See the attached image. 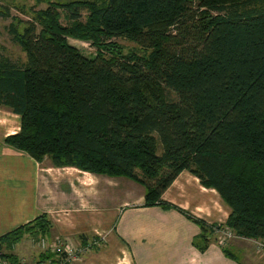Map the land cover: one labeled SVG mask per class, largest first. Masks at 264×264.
I'll list each match as a JSON object with an SVG mask.
<instances>
[{
	"label": "trees",
	"instance_id": "16d2710c",
	"mask_svg": "<svg viewBox=\"0 0 264 264\" xmlns=\"http://www.w3.org/2000/svg\"><path fill=\"white\" fill-rule=\"evenodd\" d=\"M48 3L7 28L25 61L0 56V106L20 123L5 143L55 166L143 182L145 206L176 209L199 227L201 252L214 228L264 243V0ZM68 36L96 53L82 55ZM115 37L137 48L125 52ZM183 170L218 192L225 223L161 199ZM50 226L42 213L0 236V251Z\"/></svg>",
	"mask_w": 264,
	"mask_h": 264
},
{
	"label": "crops",
	"instance_id": "0c3cea01",
	"mask_svg": "<svg viewBox=\"0 0 264 264\" xmlns=\"http://www.w3.org/2000/svg\"><path fill=\"white\" fill-rule=\"evenodd\" d=\"M18 129L19 116L0 106V236L42 213L51 222L44 236L24 234L0 251L18 264H37L42 254L51 255L32 243L40 238L49 246L59 239L77 248L79 256L70 264H264L260 240L233 233L223 239L226 228L211 234L207 249L199 251L192 244L199 227L176 209L145 206L139 183L55 166L48 156L36 160L5 143ZM161 199L209 224L225 223L230 213L218 192L187 170L177 174Z\"/></svg>",
	"mask_w": 264,
	"mask_h": 264
},
{
	"label": "rangeland",
	"instance_id": "374dc122",
	"mask_svg": "<svg viewBox=\"0 0 264 264\" xmlns=\"http://www.w3.org/2000/svg\"><path fill=\"white\" fill-rule=\"evenodd\" d=\"M50 1L59 2L63 0H0V10H8L9 12V17L7 18L0 16V56L1 55L7 56L12 61L17 62L18 64H21L25 61L24 52L20 49V47L16 43L12 41L8 33V30H7L8 25L12 21V17H17L23 21L29 19L32 11L42 10V9L47 8L49 5L48 2ZM60 12L61 14H63V11L60 10ZM60 21L61 23H63V25H67V21L62 16L60 18ZM112 40L122 45L123 50L125 52H127L130 49L137 48V45L134 42L128 39H125V38L115 37V38H112ZM67 41L70 45L76 47L81 52V54L86 57H91L96 53L95 48L92 47L88 41L80 40L78 38L70 37V36L67 37ZM169 96L170 98H174L175 94L170 92ZM134 182L139 183L143 187L144 194H145L146 185L139 180H134ZM217 229L218 228H214V233L212 234L217 233L216 232ZM22 240L24 241V239ZM27 240L29 241L30 238H28ZM33 241L35 244H37L36 240H33ZM47 246L49 245L47 244ZM51 246L53 245H50L47 250H49ZM40 249L42 250L41 247ZM47 250H42V252L47 251ZM40 258H43V257H40Z\"/></svg>",
	"mask_w": 264,
	"mask_h": 264
},
{
	"label": "built area",
	"instance_id": "2783aa9c",
	"mask_svg": "<svg viewBox=\"0 0 264 264\" xmlns=\"http://www.w3.org/2000/svg\"><path fill=\"white\" fill-rule=\"evenodd\" d=\"M216 232L221 233V229L218 228L216 230ZM223 232H222L223 233V239L225 237L232 236V233H233L230 229H226ZM221 234L219 235L220 243L222 242L221 241ZM32 243H34V241H32ZM36 243L39 247L42 248V250H47L49 248V246H47V242L44 238H40ZM260 247L262 250H264V243L263 242L260 243ZM47 251L51 252V255L41 259L40 264H70L71 262H73L74 260H76L78 258L79 253H80V251L77 248H75L72 245L68 244L67 242H64L61 240L55 241L53 246H51L50 249ZM44 252H46V251H44ZM0 264H10V262H9V260L4 258L0 254Z\"/></svg>",
	"mask_w": 264,
	"mask_h": 264
},
{
	"label": "bare ground",
	"instance_id": "6f19581e",
	"mask_svg": "<svg viewBox=\"0 0 264 264\" xmlns=\"http://www.w3.org/2000/svg\"><path fill=\"white\" fill-rule=\"evenodd\" d=\"M47 237V236H46Z\"/></svg>",
	"mask_w": 264,
	"mask_h": 264
}]
</instances>
